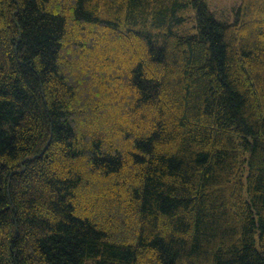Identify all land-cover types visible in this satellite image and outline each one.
Here are the masks:
<instances>
[{
  "label": "trees",
  "instance_id": "1",
  "mask_svg": "<svg viewBox=\"0 0 264 264\" xmlns=\"http://www.w3.org/2000/svg\"><path fill=\"white\" fill-rule=\"evenodd\" d=\"M236 2L0 0V264H264V0Z\"/></svg>",
  "mask_w": 264,
  "mask_h": 264
},
{
  "label": "rangeland",
  "instance_id": "2",
  "mask_svg": "<svg viewBox=\"0 0 264 264\" xmlns=\"http://www.w3.org/2000/svg\"><path fill=\"white\" fill-rule=\"evenodd\" d=\"M207 2L219 21H230L233 18V10L237 7L236 0H207ZM190 18L186 28L189 24L190 27L193 26Z\"/></svg>",
  "mask_w": 264,
  "mask_h": 264
}]
</instances>
